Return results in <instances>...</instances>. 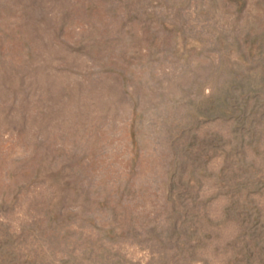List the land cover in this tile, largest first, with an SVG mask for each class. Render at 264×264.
<instances>
[{
    "label": "rangeland",
    "instance_id": "374dc122",
    "mask_svg": "<svg viewBox=\"0 0 264 264\" xmlns=\"http://www.w3.org/2000/svg\"><path fill=\"white\" fill-rule=\"evenodd\" d=\"M0 264H264V0H0Z\"/></svg>",
    "mask_w": 264,
    "mask_h": 264
}]
</instances>
